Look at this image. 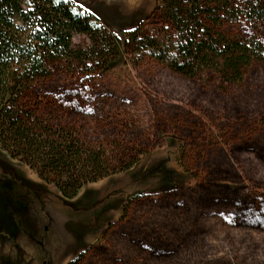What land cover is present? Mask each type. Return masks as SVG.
Masks as SVG:
<instances>
[{
    "label": "rangeland",
    "instance_id": "1",
    "mask_svg": "<svg viewBox=\"0 0 264 264\" xmlns=\"http://www.w3.org/2000/svg\"><path fill=\"white\" fill-rule=\"evenodd\" d=\"M74 1L120 54L91 78L58 61L37 87L120 171L69 200L0 152V264H264V56L224 81L211 42L264 45V22L205 17L185 31L161 0ZM51 193L58 211L45 210Z\"/></svg>",
    "mask_w": 264,
    "mask_h": 264
},
{
    "label": "trees",
    "instance_id": "2",
    "mask_svg": "<svg viewBox=\"0 0 264 264\" xmlns=\"http://www.w3.org/2000/svg\"><path fill=\"white\" fill-rule=\"evenodd\" d=\"M158 6L156 11L176 26L184 21L185 31L204 30L205 17L219 24L240 16L264 22V0H161ZM100 23L74 0H0V152L35 170L67 199L120 169L104 149L82 141L56 106L44 104L37 85L61 60L70 65L78 61L88 78L108 70L121 42ZM220 34L211 40L220 75L224 81H238L252 53L264 56V45ZM186 66L176 63L175 70L187 75Z\"/></svg>",
    "mask_w": 264,
    "mask_h": 264
},
{
    "label": "bare ground",
    "instance_id": "3",
    "mask_svg": "<svg viewBox=\"0 0 264 264\" xmlns=\"http://www.w3.org/2000/svg\"><path fill=\"white\" fill-rule=\"evenodd\" d=\"M27 180V179H25ZM30 180V179H29ZM40 191V190H39ZM38 191V192H39ZM43 191V189H42ZM42 193V192H41ZM41 199L45 202V204L47 205L48 208H46L45 210L49 211V210H53L55 209L56 211H58V208H61V203H59L58 199L55 198L54 194L51 193L49 195H40Z\"/></svg>",
    "mask_w": 264,
    "mask_h": 264
},
{
    "label": "flooded vegetation",
    "instance_id": "4",
    "mask_svg": "<svg viewBox=\"0 0 264 264\" xmlns=\"http://www.w3.org/2000/svg\"><path fill=\"white\" fill-rule=\"evenodd\" d=\"M79 193H80V192H79ZM79 193H78V194H79ZM69 200H70V199H69Z\"/></svg>",
    "mask_w": 264,
    "mask_h": 264
}]
</instances>
